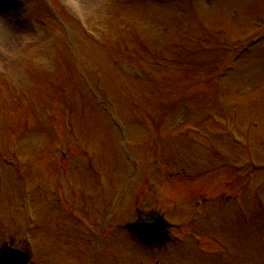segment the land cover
I'll list each match as a JSON object with an SVG mask.
<instances>
[{"label":"rangeland","instance_id":"obj_1","mask_svg":"<svg viewBox=\"0 0 264 264\" xmlns=\"http://www.w3.org/2000/svg\"><path fill=\"white\" fill-rule=\"evenodd\" d=\"M261 22L264 0H0V246L26 229L52 264H87L98 244L93 264H264ZM100 208L108 238L84 216ZM135 210L167 220L166 244L116 227Z\"/></svg>","mask_w":264,"mask_h":264},{"label":"water","instance_id":"obj_2","mask_svg":"<svg viewBox=\"0 0 264 264\" xmlns=\"http://www.w3.org/2000/svg\"><path fill=\"white\" fill-rule=\"evenodd\" d=\"M126 228L140 239L145 244H157L162 242L164 238V226L161 221L147 223V222H135L126 225ZM10 248H4L0 264H25L28 260V255L20 252L13 251ZM3 262V260H5Z\"/></svg>","mask_w":264,"mask_h":264}]
</instances>
